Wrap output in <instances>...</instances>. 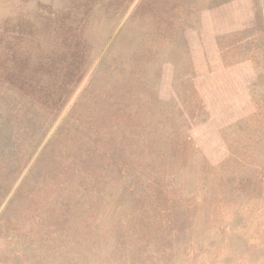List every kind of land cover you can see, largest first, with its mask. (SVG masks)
Instances as JSON below:
<instances>
[{
	"label": "rangeland",
	"instance_id": "1",
	"mask_svg": "<svg viewBox=\"0 0 264 264\" xmlns=\"http://www.w3.org/2000/svg\"><path fill=\"white\" fill-rule=\"evenodd\" d=\"M0 264H264V0H0Z\"/></svg>",
	"mask_w": 264,
	"mask_h": 264
}]
</instances>
